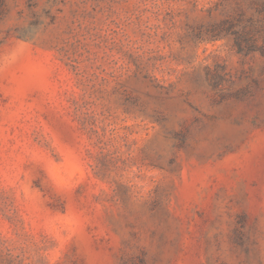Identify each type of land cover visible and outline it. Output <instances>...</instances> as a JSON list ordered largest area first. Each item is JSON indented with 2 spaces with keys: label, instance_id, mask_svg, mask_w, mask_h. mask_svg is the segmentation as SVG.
<instances>
[{
  "label": "rangeland",
  "instance_id": "374dc122",
  "mask_svg": "<svg viewBox=\"0 0 264 264\" xmlns=\"http://www.w3.org/2000/svg\"><path fill=\"white\" fill-rule=\"evenodd\" d=\"M262 45L264 0H0V264H264Z\"/></svg>",
  "mask_w": 264,
  "mask_h": 264
},
{
  "label": "trees",
  "instance_id": "16d2710c",
  "mask_svg": "<svg viewBox=\"0 0 264 264\" xmlns=\"http://www.w3.org/2000/svg\"><path fill=\"white\" fill-rule=\"evenodd\" d=\"M234 26V23H232L231 28H233ZM251 31L252 30L250 29V31H245V33H241L238 29L233 28L232 33L236 35V46L240 51L244 50V48L246 47L244 43L249 41L247 39V36L251 34ZM260 49L264 53V45L260 46Z\"/></svg>",
  "mask_w": 264,
  "mask_h": 264
}]
</instances>
